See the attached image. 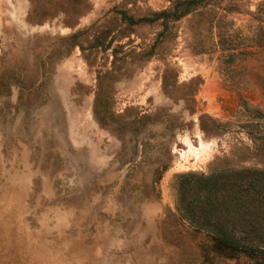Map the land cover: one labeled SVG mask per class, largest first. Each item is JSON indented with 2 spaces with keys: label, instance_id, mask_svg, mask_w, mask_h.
I'll return each instance as SVG.
<instances>
[{
  "label": "rangeland",
  "instance_id": "1",
  "mask_svg": "<svg viewBox=\"0 0 264 264\" xmlns=\"http://www.w3.org/2000/svg\"><path fill=\"white\" fill-rule=\"evenodd\" d=\"M180 1L0 0V264L262 263L217 250L179 187L264 174V0ZM229 193L212 224H264Z\"/></svg>",
  "mask_w": 264,
  "mask_h": 264
},
{
  "label": "trees",
  "instance_id": "2",
  "mask_svg": "<svg viewBox=\"0 0 264 264\" xmlns=\"http://www.w3.org/2000/svg\"><path fill=\"white\" fill-rule=\"evenodd\" d=\"M197 0H181L182 4L194 5ZM185 12H183L184 14ZM263 172L256 171L254 177H247L248 171L243 174L238 182L228 180L225 175H215L211 177H203L196 175H185L182 178L185 179L181 184L184 185L179 187V194L181 199V209L184 210L183 214H187V217L191 218L193 224L201 229H207L212 236L213 242L216 244V248H223V250H229L231 254L245 253L252 255H259L261 258V264H264V255L262 254L264 249V224H254L253 220L255 216L261 217V214L255 213L254 218L246 224V227L239 229L241 236L236 237L232 233H227L218 223L222 220L223 215L228 213V207H225L226 201L223 199H218L217 192L219 191H233L231 199H234V203L239 202V198L242 196L248 198H255L254 201H259L260 206H264V174ZM189 179H195L194 183H190ZM238 183L239 187H235ZM189 186L193 187V192L189 195V200L186 194L190 191ZM183 188V189H182ZM237 188V192H235ZM204 194L206 196H204ZM256 196V197H255ZM257 199V200H256ZM254 204V203H253ZM204 207L206 211H204ZM262 208V207H261ZM264 209V208H263ZM198 210H201V214L207 218L208 221L205 222L206 225L200 223L197 218ZM260 212V211H259ZM220 217V218H219ZM219 218V220L217 219ZM262 218V217H261ZM218 220L217 223H211V220ZM248 220V219H247ZM263 220V219H262ZM204 227V228H203ZM262 254V255H261Z\"/></svg>",
  "mask_w": 264,
  "mask_h": 264
},
{
  "label": "bare ground",
  "instance_id": "3",
  "mask_svg": "<svg viewBox=\"0 0 264 264\" xmlns=\"http://www.w3.org/2000/svg\"><path fill=\"white\" fill-rule=\"evenodd\" d=\"M13 187V186H12ZM8 192V191H7ZM11 192L13 193L12 195L10 193H8L6 196L3 197V203L0 207V245H3L5 248H7L8 246H10L13 242V239L10 235H5V233H3L4 231V226L5 225H9L12 222L13 217L11 218V216H9V213L12 209H10L11 205L13 204L12 202L14 201V199L17 197V193L18 190H11ZM2 197V196H0ZM5 199V200H4ZM8 206V207H7ZM14 209V208H13ZM15 214V213H14ZM15 216V215H14ZM16 217V216H15ZM9 218V219H8ZM15 219V218H14ZM14 222V220H13ZM17 222V221H16ZM15 222V223H16ZM12 225V224H10ZM19 225V224H18ZM17 226V225H16ZM10 227V226H9ZM13 226H11L12 228ZM8 229V228H7ZM10 231V230H9ZM4 240V241H3ZM32 246V245H31ZM32 250V248H31ZM38 253V252H37ZM28 255H37L36 254V250L35 252H30L28 253ZM38 258V257H37ZM43 258V257H42ZM38 261V260H37ZM1 263V262H0Z\"/></svg>",
  "mask_w": 264,
  "mask_h": 264
},
{
  "label": "crops",
  "instance_id": "4",
  "mask_svg": "<svg viewBox=\"0 0 264 264\" xmlns=\"http://www.w3.org/2000/svg\"><path fill=\"white\" fill-rule=\"evenodd\" d=\"M79 26H80V25H77L75 28H72V30H77V28H79ZM91 27H92V25H91ZM89 29H90V28H89ZM72 30H71V31H72ZM65 61H66V58H65V60H62L61 63H64ZM56 86H58V87H57V88H58L57 90L54 88V87H56ZM52 90L58 92V95L56 94V95H57V97H56V101H59V95L62 96V95L64 94V91H65V90H64V86L61 87V86H59V84H58L57 82H54L53 85H52ZM54 93H55V92H54ZM41 124H45V122H44V121H41ZM61 124L64 125L63 121L61 122ZM65 134H66V133H65ZM91 157H92V159H94V155H93V156L91 155ZM95 158H96V157H95Z\"/></svg>",
  "mask_w": 264,
  "mask_h": 264
}]
</instances>
